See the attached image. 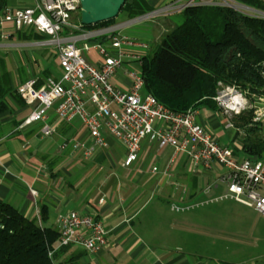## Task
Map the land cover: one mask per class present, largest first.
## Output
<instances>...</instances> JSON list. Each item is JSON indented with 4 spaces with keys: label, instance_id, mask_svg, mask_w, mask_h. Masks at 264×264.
I'll use <instances>...</instances> for the list:
<instances>
[{
    "label": "crops",
    "instance_id": "crops-1",
    "mask_svg": "<svg viewBox=\"0 0 264 264\" xmlns=\"http://www.w3.org/2000/svg\"><path fill=\"white\" fill-rule=\"evenodd\" d=\"M31 1L0 0L4 4L0 17L6 6L22 8ZM167 1L162 0L158 7ZM5 30L8 39L0 36V46L4 49L20 52L22 47L31 43L48 45L47 38L40 42H26L19 38L21 33L31 29L14 32L7 25ZM126 32L146 38L145 33L131 28ZM37 55L38 52L33 50L36 72L26 78L18 75L16 85L11 72L7 71L13 90L33 76L39 74L43 77V70L50 72L46 66L42 68ZM53 57L56 58L54 53ZM115 76L112 79L115 87L129 86L124 72L117 71ZM258 98L252 97L251 101L246 98L247 109L261 105ZM6 102L9 109L0 116V123L10 131L0 139V201L17 209L40 228L55 229L58 216L77 211L95 216L108 231L107 245L98 253H88L76 244L54 247L52 264H264V216L252 209L245 206V209H230V214L239 216L235 223L222 225V230L216 225L195 224L189 216H173L176 211H172L171 204L180 196L181 203L200 198L199 204H202L215 201L225 193L224 185L206 191L217 175L224 173L217 165L212 164L209 170L193 171L187 158L177 154L169 167L168 177L163 171L173 156V150L169 147L158 150L147 138L142 146L144 138L137 161L125 168L122 166L125 154L119 161L115 160L114 153L118 150L107 134L104 135L107 147L98 149L91 159H70L59 152L58 145L63 138H74L90 145L83 127L75 125V120L59 122L50 111L46 123L56 127V133L44 137L40 123L21 126L31 112L29 107L21 106L11 96ZM198 110L197 123L220 145L231 148L239 158L250 157L241 150L244 133L234 126L232 118L235 115L230 119L221 110ZM259 121L264 122V117ZM65 128H69L68 131L60 136L59 130ZM154 166L158 168L156 172L151 171ZM178 173L187 183V176L196 177V190L188 193L181 188L185 181L179 180ZM200 177H208L203 189L199 187ZM189 207L184 212L189 211Z\"/></svg>",
    "mask_w": 264,
    "mask_h": 264
},
{
    "label": "built area",
    "instance_id": "built-area-1",
    "mask_svg": "<svg viewBox=\"0 0 264 264\" xmlns=\"http://www.w3.org/2000/svg\"><path fill=\"white\" fill-rule=\"evenodd\" d=\"M223 6L239 12L255 13L232 0H168L157 10L132 20L99 28L83 26L79 21L80 0H32L22 8L6 6L0 17V36L8 39L5 27L19 32L26 29L44 35L53 48L61 75L58 79L39 74L27 79L15 90L31 109L22 127L42 124L44 137L56 133V127L47 124L52 111L59 122L78 120L91 144L87 146L74 138H63L59 152L70 159L89 160L98 149H105L104 135H109L125 149L122 166L130 167L138 159L140 143L147 138L158 150L169 147L173 156L183 154L193 171L210 169L212 164L224 170L217 175L206 191L224 185L225 193L216 200L229 199L264 216V157L239 158L229 147L220 145L214 136L199 125L198 108L174 112L144 90L145 79L139 71L143 57L149 50V40L126 32L149 14L172 15L189 7ZM135 23V24H132ZM132 25V26H131ZM131 26V27H130ZM126 49L138 50L129 52ZM93 51L96 58L90 57ZM88 55V58H85ZM135 64L137 69L124 72L128 87H115L112 79L123 64ZM144 90V92H143ZM233 88L222 89L214 100L221 112L232 118L248 108L245 96L234 94ZM254 109L253 121L264 117V98ZM156 166L151 168L156 172ZM101 201V200H100ZM182 202V197L177 199ZM172 211L187 207L172 204ZM58 241L55 247L81 245L88 253H98L107 245L108 231L92 215L70 211L57 218ZM54 248L49 251L51 258Z\"/></svg>",
    "mask_w": 264,
    "mask_h": 264
},
{
    "label": "trees",
    "instance_id": "trees-1",
    "mask_svg": "<svg viewBox=\"0 0 264 264\" xmlns=\"http://www.w3.org/2000/svg\"><path fill=\"white\" fill-rule=\"evenodd\" d=\"M232 1L255 13L214 5L189 7L168 17L170 30L147 52L139 67L146 93L174 112L194 108L219 111L214 98L225 87L238 90L250 101L264 97V17L259 16L264 14V0ZM3 6L1 2L0 9ZM152 11L145 0H126L120 13L132 20ZM114 20L90 28L110 26ZM19 38L26 42L45 40L32 29ZM42 75L49 77L50 72L43 70ZM8 96L24 106L4 71L0 75V116L9 109ZM253 112L246 109L232 120L244 133L243 154L263 158L264 122L253 121ZM68 129L59 130V135L64 136ZM8 131L0 123V139ZM187 179L195 191L197 178ZM57 241L56 228H40L0 201V264H52L48 253Z\"/></svg>",
    "mask_w": 264,
    "mask_h": 264
},
{
    "label": "rangeland",
    "instance_id": "rangeland-1",
    "mask_svg": "<svg viewBox=\"0 0 264 264\" xmlns=\"http://www.w3.org/2000/svg\"><path fill=\"white\" fill-rule=\"evenodd\" d=\"M161 1L162 0H147L146 2H148L147 4H149L150 7L154 8L153 11H155L159 8L158 6ZM152 15L153 14H149L141 19H138L139 21H137L136 23L138 24L142 23L140 25H135V26L131 25L132 31L133 30L139 31L141 33L146 34L145 37L146 39L149 40V50H151L153 46L159 43L161 37L167 31H169L171 27V23L168 21L169 19L168 17L170 15L168 14L157 15V16H154L152 19H150L151 18L150 16ZM259 16L264 17V14L259 13ZM114 21H115L114 23H120V22L127 21V20L119 12L118 16L115 18ZM132 24H135V23H132ZM44 37L47 38L46 36ZM45 44L44 43H37V44L31 43V44H28V47H22L20 49L21 50L20 52H17V50L10 49V48L4 49L2 46H0V75L3 74L4 71H10L13 76L14 83L16 85L17 82L15 78L18 77V75L21 78H26L28 74L30 73L34 74L36 72V68L33 65L32 52L33 50H35L38 52L37 60L39 64H41L42 68L46 66L50 70V73H51L50 76H52L53 78H59L61 75V69L59 68L56 58L53 57V48L50 45H45ZM30 47H33V48H30ZM34 47H37V49H34ZM126 50L129 52H138V50H132V49H126ZM90 57H94V58L96 57L93 51L90 52ZM85 58L87 59L88 55H85ZM136 69L137 67L135 64L127 63L121 66L118 73L134 71ZM225 88H223V90ZM229 88H232V87H229ZM234 91H236V93L234 94L236 95L239 94L238 90L234 89ZM218 94H222V89L218 91L217 95ZM247 101L248 100L246 99V102ZM74 124L82 127L80 122H78L77 120H75ZM110 141L114 142V145L116 146L119 152V153L118 152L114 153L115 160L119 161V159H122L124 157V154H125L124 149L122 148L121 145H119L111 137H110ZM145 143H146V138L142 141V146ZM177 177H179L180 181H183V182L185 181L184 180L185 178L180 173L177 174ZM207 180H208V177L207 178L200 177L199 187H201V189H203L202 187H204V185L208 183L206 182ZM183 186L184 187L181 186V188H183L188 193L192 190L189 183H187L186 181L185 183H183ZM200 201H201L200 198L195 199L190 202L187 201L183 203H180L177 200L174 201L172 204L178 205L180 207L190 206L192 208L189 207V211H186V212L184 211L183 212H173V216H176V217H181L183 215L189 216L190 220L195 224L216 225V227H220V229L222 230V225L235 223L236 218H238L239 216V215L230 214L229 213L230 209H235V208L245 209L240 204H237L231 200H220V201L212 200V201H208L207 203L199 204ZM151 205L152 204H150L149 206Z\"/></svg>",
    "mask_w": 264,
    "mask_h": 264
},
{
    "label": "water",
    "instance_id": "water-1",
    "mask_svg": "<svg viewBox=\"0 0 264 264\" xmlns=\"http://www.w3.org/2000/svg\"><path fill=\"white\" fill-rule=\"evenodd\" d=\"M125 0H80L79 21L83 26L115 19Z\"/></svg>",
    "mask_w": 264,
    "mask_h": 264
}]
</instances>
